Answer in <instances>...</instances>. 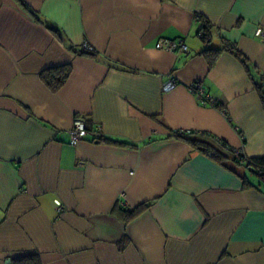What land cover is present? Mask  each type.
I'll return each instance as SVG.
<instances>
[{"label":"crops","instance_id":"1","mask_svg":"<svg viewBox=\"0 0 264 264\" xmlns=\"http://www.w3.org/2000/svg\"><path fill=\"white\" fill-rule=\"evenodd\" d=\"M23 1L38 19L0 0V264H264V184L170 136L209 132L264 156V0ZM177 38L185 52L155 47ZM63 64L52 91L40 73ZM75 118L125 144H69ZM145 201L124 222L120 208Z\"/></svg>","mask_w":264,"mask_h":264},{"label":"trees","instance_id":"2","mask_svg":"<svg viewBox=\"0 0 264 264\" xmlns=\"http://www.w3.org/2000/svg\"><path fill=\"white\" fill-rule=\"evenodd\" d=\"M15 1L18 2L27 12L35 16L34 12L24 3L23 0ZM36 18L38 19V17ZM197 19L200 22L198 26L197 35L198 32L201 30L203 32V35L199 38L206 42L210 38V24L206 19L202 18L201 16H198ZM49 28L52 31L56 32V29L52 27ZM226 47L227 46L223 48ZM80 51L81 53L85 52L81 49ZM218 52L219 50H206V54H208V58L210 61L214 59ZM237 54L239 55V57H241L240 53ZM241 59L245 65H248L246 64V61L243 57ZM70 72L71 66L69 64H63L60 66L45 68L41 71L40 78L52 91H57L58 89H60V87L64 85L70 75ZM262 78H264V76L261 75V79ZM259 91L262 102H264V85L259 86ZM217 106H219L220 109L223 108L222 105ZM170 136L183 139L189 144H191L194 148L199 149L200 151L208 155H212L213 157H217L219 159L229 158L231 161L243 165L245 168L248 169V171L251 172L252 175L255 176V178H257L259 184H264V156L248 157L244 155V153L237 154L234 148H232L226 142L217 138L209 132L189 131L188 133H178L174 130L171 132ZM94 141L96 143L106 142L121 145L125 144L106 139L103 136L95 138ZM246 185H248V183ZM151 204L152 203L150 201H145L132 208H120L119 213L121 216H123L124 222L127 223L143 211L147 210L151 206ZM10 264H41V260L37 254H27L10 259Z\"/></svg>","mask_w":264,"mask_h":264},{"label":"built area","instance_id":"3","mask_svg":"<svg viewBox=\"0 0 264 264\" xmlns=\"http://www.w3.org/2000/svg\"><path fill=\"white\" fill-rule=\"evenodd\" d=\"M203 32L200 30L198 32V36L201 37ZM262 40H264V36H262ZM155 47L158 49L166 50L169 52H185L187 50V45L185 44L183 38L170 39V40H158L155 44ZM80 49L92 53L94 52V47L88 42L84 41L80 45ZM177 84V81L173 78H170L164 85L163 91H169L174 88ZM189 89L196 95L199 102L203 105H217L207 94L204 93L200 83L198 81H194L189 85ZM224 111L223 108H221ZM225 113V111H224ZM178 133H188L189 130H175ZM92 135L94 138H99L102 136V132L98 126H94L93 128H87L85 122L81 118H75L72 124V127L67 130L68 142L71 145H76L82 140H84L87 135ZM237 154H242L243 152L240 150L234 149ZM57 208L61 210V204L59 201H55ZM123 205V202H121Z\"/></svg>","mask_w":264,"mask_h":264},{"label":"water","instance_id":"4","mask_svg":"<svg viewBox=\"0 0 264 264\" xmlns=\"http://www.w3.org/2000/svg\"><path fill=\"white\" fill-rule=\"evenodd\" d=\"M7 262H9V260H7Z\"/></svg>","mask_w":264,"mask_h":264}]
</instances>
